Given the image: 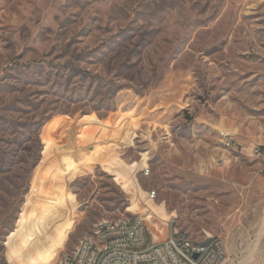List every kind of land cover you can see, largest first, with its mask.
Wrapping results in <instances>:
<instances>
[{"label": "rangeland", "instance_id": "374dc122", "mask_svg": "<svg viewBox=\"0 0 264 264\" xmlns=\"http://www.w3.org/2000/svg\"><path fill=\"white\" fill-rule=\"evenodd\" d=\"M171 213L264 264V0H0V264Z\"/></svg>", "mask_w": 264, "mask_h": 264}, {"label": "built area", "instance_id": "2783aa9c", "mask_svg": "<svg viewBox=\"0 0 264 264\" xmlns=\"http://www.w3.org/2000/svg\"><path fill=\"white\" fill-rule=\"evenodd\" d=\"M229 139L226 134L224 140ZM156 224L141 214L100 220L91 235L82 237L73 250L61 256L59 264H152L151 250L161 252L160 264L226 263L227 247L222 238L209 234L193 238L173 228L172 221L164 226L162 235ZM166 228H173V236H166ZM102 249H110L111 259L102 257Z\"/></svg>", "mask_w": 264, "mask_h": 264}, {"label": "bare ground", "instance_id": "6f19581e", "mask_svg": "<svg viewBox=\"0 0 264 264\" xmlns=\"http://www.w3.org/2000/svg\"><path fill=\"white\" fill-rule=\"evenodd\" d=\"M225 143H227L228 145L231 144V141H227L225 140ZM175 215V213H171L167 216L164 224L167 226L169 225V222L172 221V217ZM159 229V231H161L162 235L164 234V227H157ZM179 230V229H178ZM186 233V232H183ZM157 235V239L160 238V236L158 234ZM166 236H173V228H166ZM102 257H104V259H111V251L110 249H102ZM150 259L152 260V264H160V259H161V252H159L158 250H151L150 251Z\"/></svg>", "mask_w": 264, "mask_h": 264}]
</instances>
